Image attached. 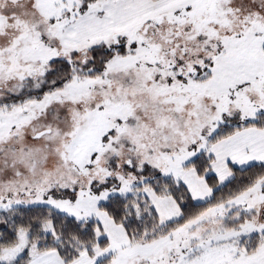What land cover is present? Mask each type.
I'll return each mask as SVG.
<instances>
[{
    "label": "snow or ice",
    "instance_id": "6c2138e0",
    "mask_svg": "<svg viewBox=\"0 0 264 264\" xmlns=\"http://www.w3.org/2000/svg\"><path fill=\"white\" fill-rule=\"evenodd\" d=\"M0 264H264V0H0Z\"/></svg>",
    "mask_w": 264,
    "mask_h": 264
}]
</instances>
